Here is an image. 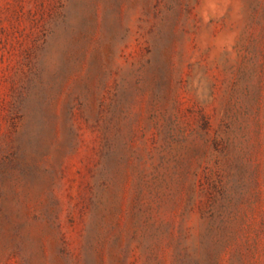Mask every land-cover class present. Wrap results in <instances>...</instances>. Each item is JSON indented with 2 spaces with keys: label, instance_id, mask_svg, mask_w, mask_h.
<instances>
[{
  "label": "rangeland",
  "instance_id": "1",
  "mask_svg": "<svg viewBox=\"0 0 264 264\" xmlns=\"http://www.w3.org/2000/svg\"><path fill=\"white\" fill-rule=\"evenodd\" d=\"M0 264H264V0H0Z\"/></svg>",
  "mask_w": 264,
  "mask_h": 264
}]
</instances>
